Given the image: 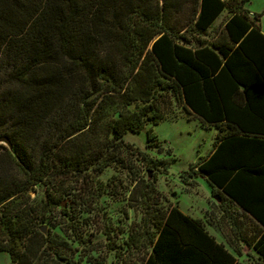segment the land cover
I'll use <instances>...</instances> for the list:
<instances>
[{"label": "trees", "instance_id": "16d2710c", "mask_svg": "<svg viewBox=\"0 0 264 264\" xmlns=\"http://www.w3.org/2000/svg\"><path fill=\"white\" fill-rule=\"evenodd\" d=\"M249 1L0 0V252L9 264H81L96 250L79 216L104 211L101 175L112 166L131 177L127 199L142 212L119 247L133 259L118 262L237 263L201 219L159 206L140 167L148 177L169 162L125 140L164 119L165 92L218 131L184 182L201 175L241 208L251 227L234 222L236 240L264 260V32ZM224 12L223 27L204 37ZM147 133V147L161 151ZM71 241L85 245L79 258Z\"/></svg>", "mask_w": 264, "mask_h": 264}, {"label": "rangeland", "instance_id": "374dc122", "mask_svg": "<svg viewBox=\"0 0 264 264\" xmlns=\"http://www.w3.org/2000/svg\"><path fill=\"white\" fill-rule=\"evenodd\" d=\"M247 9L252 13L261 14L260 26L264 32V0H250ZM227 17L228 14L224 12L214 27L203 36L208 37L221 29ZM159 98V105L165 114L164 119L157 125H148L140 133L128 132L125 140L149 153L154 159L168 161L169 165L166 170L162 167V172L152 171L150 177H147V171L142 166L140 167L143 170L141 175L145 179L149 178L156 185L161 193L159 206L162 208L167 207L169 202L177 205L184 214L201 219L209 233L222 242L228 243L235 237L238 238L234 224L232 225L230 220L231 215L222 210L225 207L224 202L218 201L213 193L217 189L201 175L188 178V183L184 182L182 177L183 172L190 170L201 156L211 153L218 133L217 129L209 127L200 118L189 114L182 102L170 92L163 93ZM150 128L161 142V147H163L161 151L158 147H147V131ZM101 180L104 184L107 182L109 184L101 199L104 211L102 213L97 211V215L82 213L79 216L80 222L84 219L87 223V225L81 224L80 226L83 230V237L87 238L91 234L90 240L96 245V250L82 257L81 264H121L117 261V256H123L126 261L133 259L119 248L123 240L127 238L129 228L136 226L142 217V212L138 208L134 210L130 207L127 199L131 177L127 175L126 170L112 166L101 175ZM37 190L39 191L40 188ZM38 194L41 195L40 192ZM32 196L35 197V193ZM59 222L62 223L63 220ZM243 223L250 231L251 224L248 220H244ZM50 228L52 232L62 234L59 225ZM71 243L73 247L79 248L76 253V258H79L80 251L84 250L82 248L85 245L72 241ZM244 246L247 252L243 256L245 262L242 264H264V260H259L255 252L254 256L257 259L250 258L249 247L246 244ZM234 254L237 255L235 252ZM9 263V254L0 252V264Z\"/></svg>", "mask_w": 264, "mask_h": 264}, {"label": "crops", "instance_id": "0c3cea01", "mask_svg": "<svg viewBox=\"0 0 264 264\" xmlns=\"http://www.w3.org/2000/svg\"><path fill=\"white\" fill-rule=\"evenodd\" d=\"M225 204H228L227 201H225ZM224 204V208L222 209L224 213H227L228 215H231V223L232 225L234 224V222H236L238 225H242L243 224V221L244 220H249L248 217L243 214L242 212V209L239 208L238 206L236 205H231V206H226ZM193 218V217H192ZM196 219V218H195ZM205 228H206V225H205ZM235 228V226H234ZM207 230V228H206ZM208 231V230H207ZM209 232V231H208ZM210 234V233H209ZM211 235V234H210ZM213 236V235H212ZM216 241L218 242L219 240V243L223 244L226 246L227 249H229L230 252H232L234 254V251L232 250V248L230 247V244L229 243H235V245L237 246V248L241 251V254L242 255H235V257L237 258V263L236 264H242V262L244 263L245 261L243 260V256L245 255V253L247 252V249L246 247L244 246V243L241 242V241H237L236 240V237L233 239V240H230L228 241V243H225V242H222V240H220L219 238H217L216 236H213ZM218 239V240H217ZM248 251H249V256L250 258L256 260V256H254V250L252 248H248ZM256 253V252H255ZM258 259L260 260L258 254L256 253Z\"/></svg>", "mask_w": 264, "mask_h": 264}, {"label": "water", "instance_id": "95a60500", "mask_svg": "<svg viewBox=\"0 0 264 264\" xmlns=\"http://www.w3.org/2000/svg\"><path fill=\"white\" fill-rule=\"evenodd\" d=\"M148 176L149 177L151 176V172L148 173ZM216 198H217L218 201L220 200V198L218 196H216ZM41 231L45 233L46 232V227L45 226L41 227Z\"/></svg>", "mask_w": 264, "mask_h": 264}]
</instances>
